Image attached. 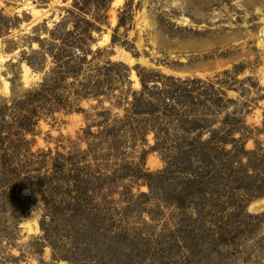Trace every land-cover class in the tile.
I'll return each mask as SVG.
<instances>
[{
    "label": "rangeland",
    "instance_id": "1",
    "mask_svg": "<svg viewBox=\"0 0 264 264\" xmlns=\"http://www.w3.org/2000/svg\"><path fill=\"white\" fill-rule=\"evenodd\" d=\"M263 29L264 0H0V264H264ZM67 32L130 76L26 130Z\"/></svg>",
    "mask_w": 264,
    "mask_h": 264
},
{
    "label": "trees",
    "instance_id": "2",
    "mask_svg": "<svg viewBox=\"0 0 264 264\" xmlns=\"http://www.w3.org/2000/svg\"><path fill=\"white\" fill-rule=\"evenodd\" d=\"M123 19L124 16H121L119 26H123ZM87 28L88 27L86 26L84 29ZM66 35L68 36L65 37ZM73 37L72 33L67 32L59 38L60 42L67 40L66 42L68 45L64 44V46L56 48L59 58L56 56L57 65L51 72V75L53 76L45 78V80L40 83L38 90L35 93H31L32 96L28 100L26 99L27 101L32 99L33 104L36 105L34 110L27 111L24 115V121L22 124L26 127V130L36 124L35 119L38 118V111H45L49 113L61 107H68L70 109L77 107L82 109L81 102L83 100L92 98L109 99L110 91L117 87L123 78L130 76L131 68L124 62L113 61L109 58L106 59L107 61H100L94 55L89 59L87 56L88 51H85L81 55L76 54L77 51L75 53L70 51L71 45L69 44V39H72ZM116 39V36L113 37L114 43L116 42ZM40 45L41 48L44 49L42 42H40ZM46 52L50 53V49H45L43 52L44 55ZM97 53L101 54L102 51L99 50ZM51 54L53 55L55 53L51 52ZM142 72V70H139L138 74L140 76L141 83L146 89L149 83L143 78ZM171 109L176 117H180L177 109L174 107H171ZM106 112L107 111H101L100 115L106 116ZM134 112H138V114L150 115L151 113L153 114L155 110H135ZM207 160H209V158ZM214 163H216V161ZM212 169L213 168L211 167L210 169L206 168L205 180L207 178V181L211 179ZM188 189H190L189 186Z\"/></svg>",
    "mask_w": 264,
    "mask_h": 264
},
{
    "label": "bare ground",
    "instance_id": "3",
    "mask_svg": "<svg viewBox=\"0 0 264 264\" xmlns=\"http://www.w3.org/2000/svg\"><path fill=\"white\" fill-rule=\"evenodd\" d=\"M263 32H262V35H263V37H264V29L262 30ZM264 41V40H263Z\"/></svg>",
    "mask_w": 264,
    "mask_h": 264
}]
</instances>
